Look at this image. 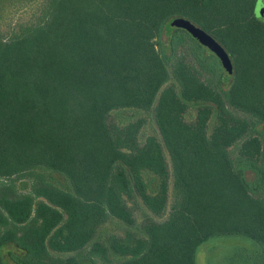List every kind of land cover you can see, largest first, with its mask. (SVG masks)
I'll list each match as a JSON object with an SVG mask.
<instances>
[{
  "label": "trees",
  "instance_id": "obj_1",
  "mask_svg": "<svg viewBox=\"0 0 264 264\" xmlns=\"http://www.w3.org/2000/svg\"><path fill=\"white\" fill-rule=\"evenodd\" d=\"M256 2L0 0V264H196L201 244L228 237L252 247L223 264H264V169L250 189L230 152L239 144L240 159H264L259 136H246L264 126ZM181 20L230 55V84L172 26ZM187 103H199L192 122ZM123 109H152L156 130L139 141L144 121L112 119ZM39 171L63 176L69 190ZM22 179L27 193L16 189ZM141 207L139 232L97 239L112 220L135 226Z\"/></svg>",
  "mask_w": 264,
  "mask_h": 264
},
{
  "label": "rangeland",
  "instance_id": "obj_2",
  "mask_svg": "<svg viewBox=\"0 0 264 264\" xmlns=\"http://www.w3.org/2000/svg\"><path fill=\"white\" fill-rule=\"evenodd\" d=\"M254 17L260 21L264 22V0H257L255 9H254ZM176 23H172V26H176ZM165 27V26H164ZM6 27H3L2 30H5ZM167 34V28L162 29L161 32V42L164 43L166 40L165 35ZM158 49L161 51V56L163 57L164 61L166 62V67L168 70H170L169 61L167 59V56L163 53L162 49L163 47L157 46ZM229 55V54H228ZM230 57V55H229ZM187 60H190L189 62L193 64V59L187 58ZM231 63H232V74L229 78L224 77L223 72L222 76L226 79L224 81V85H228L232 82L233 73H234V64L233 60L230 57ZM221 69V67H220ZM201 73H206L207 69L205 67H201L199 69ZM203 76L202 78H204ZM173 82V80H171ZM188 107L186 112L183 114V119L186 122H192L195 118V111L196 108L199 106V103H187ZM216 112L213 111L210 119L208 120V128L207 132L209 133L211 131V128L215 122ZM112 119L116 122L119 126H125L134 123L137 119L144 121V126L142 129H140L138 133V140L143 141L145 137L149 134H151V131L154 129L156 130L155 126V120H154V112L151 109L148 113L136 109H123L112 112ZM251 135H258L260 140L262 141V150L264 153V126L255 124L252 126L246 136ZM238 145L233 146L230 149L231 155L233 157L234 166L236 170L241 171L243 173V176L248 183L250 189H253L255 185L260 181V170L264 169V159H260L258 162L251 163L249 160L246 159H240L238 157ZM42 179L44 181H47L49 183H52L53 185L63 189V190H69V184L65 180V178L59 174L53 173V172H47V171H39ZM16 183V189L20 193H27L29 192V182L26 179L18 180ZM260 195L264 196V192L260 193ZM171 203V197L169 198L167 209L165 212V215L161 218L153 217L157 221L164 220L168 213H169V207ZM143 213L147 214V211L144 209V207H141L139 211L136 212L135 218H136V225L133 227H129L121 222H118L116 220H112L111 222L106 223L104 227L101 228L97 235V239H100L102 241H105V235L106 233H116L118 235L122 234V228H131L134 231H138V225H140ZM240 247H252V242L245 238H237V237H228V238H217V239H210L203 244H201L195 253V263L196 264H223L224 258L232 253L234 249L240 248ZM1 253H5V249L1 250Z\"/></svg>",
  "mask_w": 264,
  "mask_h": 264
},
{
  "label": "water",
  "instance_id": "obj_3",
  "mask_svg": "<svg viewBox=\"0 0 264 264\" xmlns=\"http://www.w3.org/2000/svg\"><path fill=\"white\" fill-rule=\"evenodd\" d=\"M204 51L213 55L220 64L224 77L229 78L232 74V63L224 48L207 32L189 21L177 23Z\"/></svg>",
  "mask_w": 264,
  "mask_h": 264
}]
</instances>
